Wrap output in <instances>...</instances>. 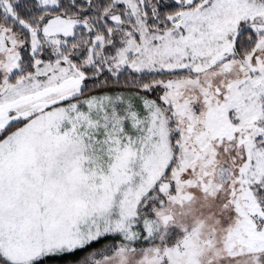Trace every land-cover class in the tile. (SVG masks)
Here are the masks:
<instances>
[{"label":"snow or ice","instance_id":"6c2138e0","mask_svg":"<svg viewBox=\"0 0 264 264\" xmlns=\"http://www.w3.org/2000/svg\"><path fill=\"white\" fill-rule=\"evenodd\" d=\"M0 264H264V0H0Z\"/></svg>","mask_w":264,"mask_h":264}]
</instances>
